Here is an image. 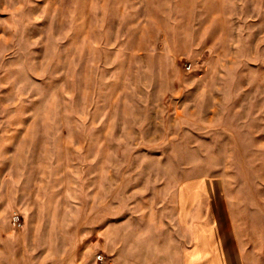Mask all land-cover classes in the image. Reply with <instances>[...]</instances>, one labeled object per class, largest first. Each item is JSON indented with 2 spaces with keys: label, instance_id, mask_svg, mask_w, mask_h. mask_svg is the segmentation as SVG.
<instances>
[{
  "label": "rangeland",
  "instance_id": "rangeland-1",
  "mask_svg": "<svg viewBox=\"0 0 264 264\" xmlns=\"http://www.w3.org/2000/svg\"><path fill=\"white\" fill-rule=\"evenodd\" d=\"M0 264H264V0H0Z\"/></svg>",
  "mask_w": 264,
  "mask_h": 264
},
{
  "label": "built area",
  "instance_id": "built-area-1",
  "mask_svg": "<svg viewBox=\"0 0 264 264\" xmlns=\"http://www.w3.org/2000/svg\"><path fill=\"white\" fill-rule=\"evenodd\" d=\"M19 219H20V216H19V215H15V216H14V221H15V222H19Z\"/></svg>",
  "mask_w": 264,
  "mask_h": 264
}]
</instances>
